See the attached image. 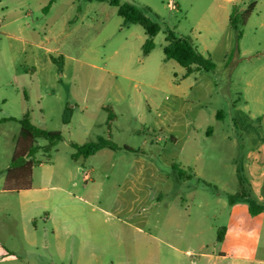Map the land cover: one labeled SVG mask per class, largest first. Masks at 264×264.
I'll use <instances>...</instances> for the list:
<instances>
[{
    "label": "rangeland",
    "instance_id": "1",
    "mask_svg": "<svg viewBox=\"0 0 264 264\" xmlns=\"http://www.w3.org/2000/svg\"><path fill=\"white\" fill-rule=\"evenodd\" d=\"M215 1L120 0L137 5L144 13L148 7L150 16L159 17L162 32L155 39L157 47L150 58L144 59L143 28L125 24L117 9L106 1L57 0L46 13L43 9L49 0H0V25L21 21L26 33L18 37L19 25L12 24L8 30L14 35L3 37L0 44L5 53L6 79L13 86L19 84V89L9 86L5 93L7 107L16 118L6 125L13 137L7 142L9 152L14 151L24 114L44 130L46 125L48 130L63 129V115L53 112L50 118L40 119V109L35 105L39 87L69 100L66 107H72L86 89L93 94L98 84L107 88L127 86L130 97L141 104L142 111L137 115L143 116L135 127L140 130L148 126L151 117L159 114V121L166 120V136L183 135L188 110L197 101L225 117L210 120L213 136L203 130L195 144L190 142L200 152L199 157L194 161L191 154L192 169H180L191 174V180L179 181L171 175L149 225L144 227L140 219L131 221L142 231L105 221L107 217L93 209L96 203L84 202L79 189L88 177L90 160L73 162L70 156L74 149L64 139L48 161L38 153L31 189L10 195L21 239L17 236L6 264H259L264 259V226L261 218L249 211L264 204V90L256 103L254 83L248 87L250 75L245 78L239 69L258 65L261 61L257 56L264 59V27H260L264 0H244L245 5H239L243 9L252 2L256 4L242 39L230 27L224 36L229 23L216 19ZM167 30L191 38L216 64L214 71L203 72L190 97L189 82H183L180 73L182 67L165 60L163 32ZM244 47L252 50L254 58L237 63L236 52ZM228 48L229 57L235 48L236 52L224 70L229 62V57L224 59ZM20 98L23 113L18 106ZM163 98H167V105L156 109ZM105 111L107 123L110 113L117 116L111 106ZM149 131L146 127L142 137ZM140 137L136 136L135 144ZM168 138L169 147H173ZM45 143L38 140V145ZM164 147L165 142L160 143L161 152ZM9 152L8 163L12 157ZM130 174L136 175L133 170ZM144 177H148L143 179L145 188L155 183L149 174ZM73 190L76 198L68 195ZM144 192H139L142 199ZM237 193L245 197L237 199L229 214V199ZM238 217L245 221L241 232ZM228 225L230 232L226 236V231L225 239L219 241V232Z\"/></svg>",
    "mask_w": 264,
    "mask_h": 264
},
{
    "label": "crops",
    "instance_id": "2",
    "mask_svg": "<svg viewBox=\"0 0 264 264\" xmlns=\"http://www.w3.org/2000/svg\"><path fill=\"white\" fill-rule=\"evenodd\" d=\"M240 4H244V0H216L214 4V15L216 19H221L224 24L229 23L232 7L234 5L239 6ZM262 19L263 21L260 23V27H264V17H262ZM12 24L19 25L18 37H22L21 35L26 36L21 26V21H8L0 25V44L3 37H12L14 35L11 30H8ZM228 27L229 25L224 29V36L229 30ZM146 38L147 36H145L144 42ZM166 44L167 42L165 40L164 46ZM217 46H215V48L213 47L211 50L213 54H215ZM226 51L227 53L224 59H228L229 57V48ZM152 52L145 56L144 59L150 58ZM235 52L236 48L233 54ZM236 53L238 56L236 59L237 63H241L244 60L250 62L252 58H254L252 50L247 47L239 49ZM233 54L229 57L228 65L225 66L224 70L228 69ZM261 56H257V59L261 61L258 65L249 67L250 69H248L247 66L239 67L240 72L245 78H247V75H250L246 85L251 87L254 83V98L256 103L261 101L260 91L264 90V59H261ZM5 60V53L1 50L0 46V264H6L7 256H12L17 236L21 239L19 237L21 228H17V212L16 210H14V212L12 211V196L10 195L22 193L31 189L12 192L7 189L6 185L7 170L10 164V160L9 163L7 160L9 152L7 142H12L13 137H11L7 131L6 125L9 121L1 120L16 118L14 114H12L10 108L7 107L8 99L5 93L9 86H13V84L6 79ZM165 60L168 62L172 61L166 58ZM144 68H147V66L144 65ZM193 68L194 71L191 74H187L186 69L183 67L180 70L183 82H189L190 92L188 93V97L191 96L195 86L200 84L199 78L203 75V72H207V70L197 69L195 66ZM158 70H160V68ZM134 86L136 87L137 84ZM13 87L19 89V84L15 83ZM38 90L40 96L35 102V105L40 109V119L45 120L50 118L53 112L62 116L69 100H63L61 96L52 94L48 88L39 87ZM94 90L95 93L88 94L89 90L86 89L79 102H72L71 121L67 125L63 124V129L61 131L64 141L72 148V143L83 145L88 142H98L106 139L114 143L118 149L104 148L94 155L85 158V161L90 160V168L86 173L88 177H85V184L81 186L79 191L83 194L82 198L85 203H92V201L96 203L97 206L93 209H97L102 215H105L107 217L105 221L107 220L115 225L122 224V227L142 231L140 226L131 221L140 219L144 227L146 225L148 226L152 211L159 203L162 197L161 193H164L166 190L168 182L170 181V176H176V179L179 181L185 180L181 179L179 175H176L177 169L174 168V164L185 170L192 169V160L190 156L194 154V161H196L200 152H198L197 149H193L189 144L191 141L195 144L200 138L203 130L207 136H213L214 129L212 125H209V122L210 120L216 119V117L218 118V112L208 111V104L205 103L202 105L200 101H197V103L188 110L189 117L185 123L186 130L183 132V135L172 133V135L166 136V120L163 119L159 121V118H161L159 114L158 117L155 115L151 117L147 124L148 126L142 127L140 130L135 127V122L137 123L143 115L142 113L137 115L138 112L142 111L141 104L136 103L134 98L130 97L129 87L121 85L107 88V85L98 84ZM89 96H91V98H89ZM166 100L167 98L161 99L156 109L165 107L167 105L165 104ZM149 102H151V100H147V103ZM18 106L21 113H23L21 98L19 99ZM110 106L117 116H113L112 119L109 120V123H107L105 109H108ZM262 115L264 114L262 113ZM223 117L224 116H222V118ZM146 127H148V131H150L145 134V138H143L142 133L145 131ZM45 130L54 131L48 130L47 125L45 126ZM127 133L129 134L126 136ZM151 133H153V135H150ZM137 135L141 137L137 140V144H135ZM168 137L172 140L173 147H169ZM162 142H165V147L161 152L159 147ZM138 152H142V154ZM9 153L11 157L13 149ZM212 159L213 158H210V162ZM72 161L77 162V160ZM132 170L136 174L135 177H132L130 174ZM81 171H83V169H81ZM146 174H149L151 177L150 179L155 181L149 188H145L146 186L143 185V182L148 178L144 177ZM249 175H251V179L254 178V176H252L253 174H248V176ZM190 180L191 177L189 178V181ZM139 192H144L146 196L142 199V195H140ZM68 195L74 198L77 197L74 190L73 192L69 191ZM237 202L236 200L233 204H229V214L232 213ZM253 216L261 218V223L264 226V210L260 214ZM120 217L126 220L121 221ZM238 224L239 231L241 232V229L245 227V221H241V217H238ZM230 229L231 226L228 225L225 230V232L227 231L226 236L230 232ZM187 253L189 254V251H187ZM258 263L264 264V259H260Z\"/></svg>",
    "mask_w": 264,
    "mask_h": 264
},
{
    "label": "trees",
    "instance_id": "3",
    "mask_svg": "<svg viewBox=\"0 0 264 264\" xmlns=\"http://www.w3.org/2000/svg\"><path fill=\"white\" fill-rule=\"evenodd\" d=\"M55 1L57 0H49V3L43 9L44 12L47 13ZM86 1H106L117 9L118 15L123 19L125 24L140 25L147 36L142 45V55L144 57L155 49V37L162 32V26L156 14H154L153 17L149 15L152 11L148 7L146 8L147 13H144L137 5L126 2L122 3L120 0ZM255 5V2H252L243 9H240L237 5L232 7L229 27L236 33L238 39L242 38L243 28L246 26L248 19L254 11ZM163 33L165 34V40L167 42L163 49L165 58L167 60L176 61L180 66L186 69L187 74H191L194 71V66L197 69H204L207 71H214L216 69V64L211 57L204 56L194 45L191 38L180 37L171 30L164 31ZM217 116L218 118H222V112L219 111ZM71 117L72 107H66L62 116L63 124H69ZM112 117V113H110V119H112ZM10 120L16 119L6 118L1 121ZM19 123L21 125L20 135L15 141V148L7 170L6 185L7 189L12 192H20L32 187L33 167L36 155L42 152L48 161L51 158V154L56 151L57 146L64 139L60 131H47L32 123L29 114H24L19 120ZM39 139H43L46 143L42 146L38 145ZM71 146L74 152L70 157L74 161L80 158H88L104 148L118 149L114 143L106 139L98 142H88L83 145L72 143ZM174 168L179 170L178 175L181 179H189L191 177L190 174H187L175 164ZM239 180L240 184H242L244 179L241 174L239 175ZM242 197H245L243 193L232 195L229 199V203L233 204L238 198ZM263 210L264 205H261L251 207L249 211L252 215H258ZM224 234L225 228L219 232V241H223Z\"/></svg>",
    "mask_w": 264,
    "mask_h": 264
}]
</instances>
